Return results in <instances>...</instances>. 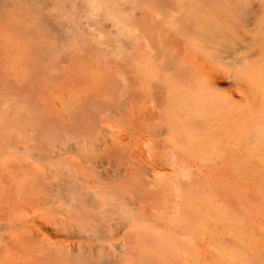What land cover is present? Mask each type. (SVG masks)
<instances>
[{"label": "rangeland", "instance_id": "obj_1", "mask_svg": "<svg viewBox=\"0 0 264 264\" xmlns=\"http://www.w3.org/2000/svg\"><path fill=\"white\" fill-rule=\"evenodd\" d=\"M53 1L39 0L34 9L22 0H0L1 150L5 154L9 145L19 142L47 152L51 143L65 137H83L100 125L103 128L100 136L109 141L110 151L124 158L145 153L146 147L153 145V138L141 140L139 137L145 125L136 123L129 129L130 120L125 112L112 117L104 113L117 110L126 95L133 97L125 108L127 111L134 105H145V112L152 107L151 89L146 80L148 67L164 64L167 67L163 78L170 81L184 75L178 68L181 65H168L175 44L180 43L183 52L193 57L208 41L193 3L190 0L183 4L177 0H120L118 5L132 30V37L124 39L105 14L90 11L86 0H57V8ZM206 18L224 27H231L233 23L239 29L244 28V18L233 19L224 13ZM207 32L215 33L213 25ZM244 65L251 85L248 99L240 98L235 109L240 114L246 111L237 122L234 137L236 142L253 140L250 154L222 153L218 160L203 161L208 166L201 173L198 165L202 162L187 149L180 125L175 124V128L158 137L161 144L178 140L173 150L162 149L167 170L177 176L187 163L194 165V175L190 179L173 178V184L169 182L172 188H161L151 194L146 205L148 216L150 220H157L163 212L166 220L169 214L170 219L183 217L184 221L175 230L192 232L196 250L204 257L199 264H264V53L252 56ZM229 82L226 80L221 88L226 89ZM161 89L168 92L169 87ZM102 118L104 122L100 123ZM142 118V122L152 126L148 114ZM15 155L22 157L20 153ZM208 170L215 171L219 180L210 181L209 174H204ZM176 185L179 198L173 196ZM163 195L169 196L168 206L162 203ZM158 222L165 224L163 219ZM154 244L153 236L141 237L130 259L135 264H142L139 261L159 264L141 257L140 249ZM117 264L129 262L121 258Z\"/></svg>", "mask_w": 264, "mask_h": 264}, {"label": "bare ground", "instance_id": "obj_2", "mask_svg": "<svg viewBox=\"0 0 264 264\" xmlns=\"http://www.w3.org/2000/svg\"><path fill=\"white\" fill-rule=\"evenodd\" d=\"M22 1L34 9L39 5V0ZM177 1L183 4L188 0ZM190 1L208 41L193 57L183 52L180 43L175 44L168 65H181L178 68L184 75L170 81L163 78L167 67L164 64L148 67L146 80L151 89L152 107L147 112L145 105H134L131 111L125 109L133 101L131 95L123 96L117 110H104L106 117L125 112L130 120L129 129L136 123L145 125L146 129L139 133L140 139L153 138V145L143 149L145 153L124 158L110 151L109 141L100 136L103 131L100 125L83 137H65L51 143L47 152L19 142L9 145L5 154L0 148V264H117L121 258L135 264L130 255L143 236L155 239L151 248L141 251L138 248L143 259H153L159 264H199L202 261L204 257L196 250L192 232L175 230L184 221L183 217L176 219L171 215L170 219L169 214L166 220L162 212L157 220L149 219L146 205L151 194L161 188H172L169 182L172 183L173 178L190 179L194 175V165L187 163L177 176L167 170L162 149L173 150L178 140L161 144L158 137L175 128V124L180 125L187 149L202 162L195 164L201 173L203 167L208 166L203 161L216 160L222 153H251L252 139L235 141L234 130L246 111L240 114L235 109L240 98L243 101L249 97L251 82L245 62L264 53V0ZM86 2L93 13L105 14L124 39L132 37V30L118 5L120 0ZM54 4L59 7L57 0ZM223 13L233 19L244 18V25L240 22L244 28L239 29V25L233 23L231 27H224L206 18ZM211 25L215 33L207 32ZM226 80L231 84L223 89L221 86ZM167 86L168 92L162 91L161 88ZM145 114L152 120V126L142 122ZM103 122L104 118L100 123ZM225 138L229 141L224 142ZM158 151H161L160 156H156ZM207 172L204 174H209L210 181L219 180L215 171ZM150 181L154 183L146 186ZM173 188L176 192L173 196L179 198L178 186ZM168 198L163 195V205L170 203ZM158 219L165 220L164 226Z\"/></svg>", "mask_w": 264, "mask_h": 264}]
</instances>
